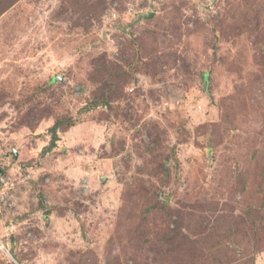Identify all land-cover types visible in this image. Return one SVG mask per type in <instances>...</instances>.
Segmentation results:
<instances>
[{
	"label": "rangeland",
	"instance_id": "obj_1",
	"mask_svg": "<svg viewBox=\"0 0 264 264\" xmlns=\"http://www.w3.org/2000/svg\"><path fill=\"white\" fill-rule=\"evenodd\" d=\"M0 168L20 264H264V0H0Z\"/></svg>",
	"mask_w": 264,
	"mask_h": 264
},
{
	"label": "built area",
	"instance_id": "obj_2",
	"mask_svg": "<svg viewBox=\"0 0 264 264\" xmlns=\"http://www.w3.org/2000/svg\"><path fill=\"white\" fill-rule=\"evenodd\" d=\"M17 187L18 183L3 170L0 174V216L5 209H10L12 207ZM15 233L16 232L11 228L10 234L7 237L10 238L12 235H16ZM2 239L3 238L0 236V251L5 252L9 258V264H20L11 253V250L5 246Z\"/></svg>",
	"mask_w": 264,
	"mask_h": 264
},
{
	"label": "trees",
	"instance_id": "obj_3",
	"mask_svg": "<svg viewBox=\"0 0 264 264\" xmlns=\"http://www.w3.org/2000/svg\"><path fill=\"white\" fill-rule=\"evenodd\" d=\"M71 123V122H70ZM63 125V121L61 120H57L56 123L54 124V126L51 128V132L53 135V139H52V144L50 147L54 146L58 140V130L62 127ZM70 126H74V123H71Z\"/></svg>",
	"mask_w": 264,
	"mask_h": 264
},
{
	"label": "water",
	"instance_id": "obj_4",
	"mask_svg": "<svg viewBox=\"0 0 264 264\" xmlns=\"http://www.w3.org/2000/svg\"><path fill=\"white\" fill-rule=\"evenodd\" d=\"M153 14H148L147 16H142L141 19H149ZM61 79V78H60ZM2 173V170L0 168V174Z\"/></svg>",
	"mask_w": 264,
	"mask_h": 264
}]
</instances>
